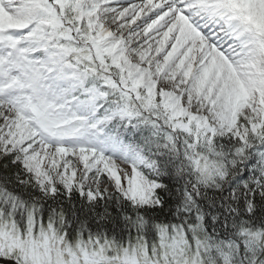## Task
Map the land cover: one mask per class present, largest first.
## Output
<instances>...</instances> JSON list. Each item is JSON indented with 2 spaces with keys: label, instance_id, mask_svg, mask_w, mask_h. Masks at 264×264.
Returning <instances> with one entry per match:
<instances>
[{
  "label": "snow or ice",
  "instance_id": "snow-or-ice-1",
  "mask_svg": "<svg viewBox=\"0 0 264 264\" xmlns=\"http://www.w3.org/2000/svg\"><path fill=\"white\" fill-rule=\"evenodd\" d=\"M0 264H264V0H0Z\"/></svg>",
  "mask_w": 264,
  "mask_h": 264
}]
</instances>
